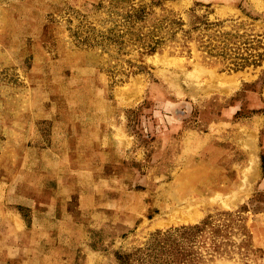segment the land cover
Masks as SVG:
<instances>
[{
    "label": "rangeland",
    "instance_id": "1",
    "mask_svg": "<svg viewBox=\"0 0 264 264\" xmlns=\"http://www.w3.org/2000/svg\"><path fill=\"white\" fill-rule=\"evenodd\" d=\"M0 264H264V0H0Z\"/></svg>",
    "mask_w": 264,
    "mask_h": 264
}]
</instances>
